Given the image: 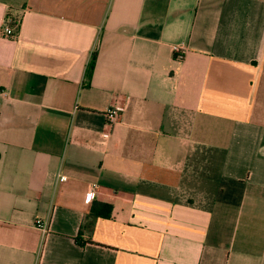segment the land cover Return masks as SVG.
I'll use <instances>...</instances> for the list:
<instances>
[{
    "label": "crops",
    "instance_id": "obj_1",
    "mask_svg": "<svg viewBox=\"0 0 264 264\" xmlns=\"http://www.w3.org/2000/svg\"><path fill=\"white\" fill-rule=\"evenodd\" d=\"M0 264H264V0H0Z\"/></svg>",
    "mask_w": 264,
    "mask_h": 264
},
{
    "label": "built area",
    "instance_id": "obj_2",
    "mask_svg": "<svg viewBox=\"0 0 264 264\" xmlns=\"http://www.w3.org/2000/svg\"><path fill=\"white\" fill-rule=\"evenodd\" d=\"M19 28V21L11 20L10 18H6L3 26H2V35L5 37L13 38L18 31ZM173 55L175 59L182 60L185 56V48L182 46H174L172 49ZM127 103V99L124 100L122 103H117L112 105L104 114L105 118V127L110 129L111 127L117 125L124 114L126 109L125 104ZM109 137L108 132H104L101 135L103 140H107ZM65 177H59L60 181H65ZM96 189L95 185H90L89 195L90 197L93 196V192ZM36 229L41 231L42 235L47 232V220L37 219L34 223Z\"/></svg>",
    "mask_w": 264,
    "mask_h": 264
},
{
    "label": "trees",
    "instance_id": "obj_3",
    "mask_svg": "<svg viewBox=\"0 0 264 264\" xmlns=\"http://www.w3.org/2000/svg\"><path fill=\"white\" fill-rule=\"evenodd\" d=\"M95 61H96V55L93 53L90 61L87 65L86 69V79L90 80L94 66H95ZM103 210H106V212H102ZM111 212L112 209L109 205L101 204V203H93L89 217L92 219H97V218H104V219H110L111 218Z\"/></svg>",
    "mask_w": 264,
    "mask_h": 264
}]
</instances>
